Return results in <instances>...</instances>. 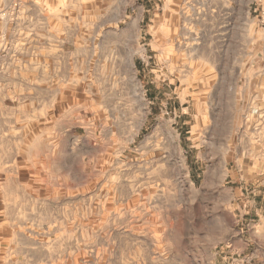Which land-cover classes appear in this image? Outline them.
Instances as JSON below:
<instances>
[{
  "label": "rangeland",
  "instance_id": "obj_1",
  "mask_svg": "<svg viewBox=\"0 0 264 264\" xmlns=\"http://www.w3.org/2000/svg\"><path fill=\"white\" fill-rule=\"evenodd\" d=\"M254 8L0 0V92L27 190L17 260L221 264L240 249L228 172L245 148L264 153Z\"/></svg>",
  "mask_w": 264,
  "mask_h": 264
},
{
  "label": "crops",
  "instance_id": "obj_2",
  "mask_svg": "<svg viewBox=\"0 0 264 264\" xmlns=\"http://www.w3.org/2000/svg\"><path fill=\"white\" fill-rule=\"evenodd\" d=\"M7 97L6 92H0V264H23L17 260V256H21L20 252L17 253V245L10 246L11 243L21 242L19 235H9V228L19 224H15V216L21 210L20 204L24 201L22 196L27 190L17 181L24 176V171L18 169L17 163L21 161L14 145L13 153L10 154L8 131L14 122L9 119ZM15 163L17 166H10ZM239 163L228 172V177L235 182L230 188L239 216L238 225L242 227L241 236L235 239V243L243 251H254L257 260L264 262V248L260 245L264 243V153L254 155L247 147L242 157H239ZM33 189L29 188V192L32 193ZM246 228L250 229L249 234H246ZM29 255L32 261L27 264H39L34 255Z\"/></svg>",
  "mask_w": 264,
  "mask_h": 264
},
{
  "label": "built area",
  "instance_id": "obj_3",
  "mask_svg": "<svg viewBox=\"0 0 264 264\" xmlns=\"http://www.w3.org/2000/svg\"><path fill=\"white\" fill-rule=\"evenodd\" d=\"M256 21L264 34V0H255ZM221 264H264L257 260L254 251H243L231 245L223 246Z\"/></svg>",
  "mask_w": 264,
  "mask_h": 264
}]
</instances>
